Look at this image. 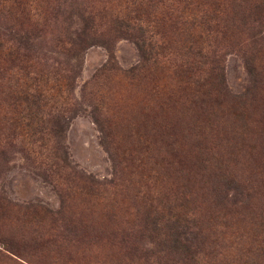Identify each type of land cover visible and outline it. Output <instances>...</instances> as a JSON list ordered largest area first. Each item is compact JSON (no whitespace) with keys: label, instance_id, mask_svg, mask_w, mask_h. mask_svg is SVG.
<instances>
[{"label":"rangeland","instance_id":"obj_1","mask_svg":"<svg viewBox=\"0 0 264 264\" xmlns=\"http://www.w3.org/2000/svg\"><path fill=\"white\" fill-rule=\"evenodd\" d=\"M26 1L30 4L22 12L0 9V36L27 34L36 71L54 76L75 65L67 100L42 108L47 133L51 118L63 123L59 145L67 167L53 158L58 150L50 134L43 145L29 147L19 138H7L0 122V264H195L185 258L178 262L180 257L162 249L158 238L152 241L144 221L150 197L163 205L186 192L190 206L197 203L207 211L194 166L178 171L172 155L163 157L160 140L162 133L171 135L169 140L180 133L174 129L173 113L161 111L155 96H175L181 85L172 67L184 59L185 50L172 36L175 43L171 41L172 50L163 59L168 70L142 76L132 71L141 62L137 46L111 29V20L123 13V0ZM54 1L72 4L75 16L64 21ZM164 1L176 6L180 0ZM86 17L92 31L83 35L81 19ZM235 19L231 23L237 27L227 40L209 42L233 97L226 103L228 110L249 86L243 56L254 47L262 50L252 65L264 85V17ZM203 53L212 60L209 49ZM13 76L6 72L0 80V120L8 111L2 98ZM244 102L246 134L264 146V94ZM251 174L238 196L231 190L226 194L230 201L240 200L233 213L240 229L245 221L255 226L264 218V165ZM86 178L99 183L91 197L83 195ZM203 258L200 264H213L211 257Z\"/></svg>","mask_w":264,"mask_h":264},{"label":"trees","instance_id":"obj_2","mask_svg":"<svg viewBox=\"0 0 264 264\" xmlns=\"http://www.w3.org/2000/svg\"><path fill=\"white\" fill-rule=\"evenodd\" d=\"M256 1L180 0L172 6L164 0H123L122 15L111 20L112 31L133 40L139 50L141 62L132 70L137 74L149 76L168 70L163 68V59L172 50V36L185 50L184 59L172 67V76L181 85L175 96L161 93L155 96L161 111L168 108L173 113L174 129L179 128L180 133L171 140L168 139L171 135L162 133L160 140L163 157L166 153L172 155L178 171L184 166L189 170L194 166L193 175L200 177L198 182L202 183L197 189L207 200V211L203 212L197 203L190 206L187 193L183 192L163 205H159L156 198H146L147 219H144L152 241L158 238L162 249L177 254L180 263L185 258L200 264L207 256L212 258L213 264H264V218L255 226L245 221L246 227L240 229L239 216L233 214L240 200L230 201L226 195L231 190L238 196L252 180L251 171L257 174L264 165V146L246 134L241 111L244 100H254L264 94V85L252 65L253 57L262 50L254 47L253 52L243 56L249 86L237 100L234 97V106L228 110L226 103L233 97L224 86L216 50H210L209 45L212 38L214 45L230 37L232 28L237 27L231 23L235 18L238 22L248 18L261 21L264 0ZM54 2L56 12L64 21L75 16L72 4ZM29 4L26 0H0V9L22 12ZM64 9L67 10L61 12ZM89 19H81L83 35L92 31ZM6 35V39L0 36V80L4 79V73H14L2 98L8 111L0 122L3 121V128L7 130V138H19L26 146L39 147L50 134L58 150L53 158L65 168V157L59 145L63 123L56 117L51 118L53 125L47 133L44 124L48 121L44 120L42 108L67 100L73 88L75 65L74 69L67 65L62 73L54 76L43 70L36 71L30 64L28 35ZM204 49H209L212 60L207 59ZM71 59L76 60L77 56ZM204 60L208 61L204 63ZM174 107L177 110L172 111ZM86 182L82 186L83 195L91 197L99 183L89 178ZM1 200L7 204L3 198ZM1 210L5 207L1 206Z\"/></svg>","mask_w":264,"mask_h":264}]
</instances>
